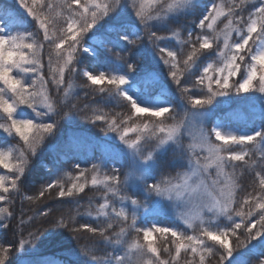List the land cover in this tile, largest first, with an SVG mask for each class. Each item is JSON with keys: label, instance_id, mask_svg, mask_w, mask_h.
Segmentation results:
<instances>
[{"label": "snow or ice", "instance_id": "obj_1", "mask_svg": "<svg viewBox=\"0 0 264 264\" xmlns=\"http://www.w3.org/2000/svg\"><path fill=\"white\" fill-rule=\"evenodd\" d=\"M200 2L59 0L61 10L57 11V4L52 0H19L20 7L31 17V26L0 9V130L7 137L22 142L20 148L0 146V168L6 170L0 173V222L12 216L10 208L3 204L11 203L10 192L20 191V181L29 168L30 157L36 155L39 146L57 127L51 120L58 113L47 90L49 80L59 91L64 86L65 74L75 73L78 53L81 50L96 52L95 47L83 44L85 36L91 32L95 38L103 27V42L113 48H126L143 38L142 28L156 41L166 38L158 35V31H167L180 48L174 50L157 44V49L160 59L169 68L173 83L182 93L189 94L190 89L186 83L181 84V77L185 73L195 75L193 86L206 89L205 94L199 97L189 94L190 108L181 106L182 115L178 119L171 101L161 99L164 89L151 78V73H145L140 78L141 87L134 88L128 73H121L118 68L96 74L85 71L83 75L91 86H114L116 97L127 102L129 114L126 117L117 114L119 123L116 117L109 119L108 114L99 110H94L91 122H102L108 130L118 134L124 145L120 152L128 171L121 179L120 168L113 167L108 174L101 172L102 166L98 163H92L90 169H81L77 163L75 176L65 173L70 182L67 186L57 178L44 186L37 197L26 198L34 201L53 188L58 190L60 198L78 196L89 184L103 189V202L98 204L95 218L97 221L103 218L104 226L84 223L74 226L73 231L98 234L106 245L118 247H113L111 258L104 260L98 258L93 249L85 247L82 252L90 257L88 264H181L182 252L191 257L188 264H208L214 256H219L220 264L225 260L229 264H249L247 254L233 256L234 248L229 239L234 236L239 240L242 228L246 239L237 246L258 241L248 252L259 247L255 264H264V174L255 173L258 192L246 191L237 178L239 164L248 165L249 161L255 164L253 158L257 157L264 165V125L241 131L224 118L206 126L207 113L204 111L217 96L264 94V0L247 10L246 16L245 6L250 0H232L230 6L211 0L210 6L206 5L196 16ZM181 16H196L193 29L184 30L186 39L181 31L171 27ZM221 18H226V23L223 29L217 30ZM45 45L49 50L48 79L43 73ZM127 67L133 70L135 65L128 63ZM193 69L200 74L196 75ZM72 87L69 81L64 88L65 98ZM98 90L106 91L104 87ZM21 106L30 109L34 116L20 110ZM135 118L141 122L137 124ZM129 122L132 126L122 127ZM130 132L136 133L134 138H129ZM248 145H252L254 151ZM169 153L171 160L167 159ZM141 185L145 201L156 196L159 198L157 204L169 201L174 207L183 209L179 214L183 228L179 222L149 226L138 223L137 209L143 204L127 193ZM109 196L119 201V207L110 203ZM41 214L47 215L46 212ZM88 215L93 214L89 212ZM209 216L223 217L227 223L213 224L206 221ZM57 223L68 227L63 217ZM117 223L119 231L109 234ZM7 226L0 223V227ZM129 231L136 233L131 241L126 239ZM154 233L164 239L169 234L172 237L163 248L170 259L161 258ZM31 242L21 239L19 247L23 249ZM10 252V246L0 244V264H7Z\"/></svg>", "mask_w": 264, "mask_h": 264}, {"label": "trees", "instance_id": "obj_2", "mask_svg": "<svg viewBox=\"0 0 264 264\" xmlns=\"http://www.w3.org/2000/svg\"><path fill=\"white\" fill-rule=\"evenodd\" d=\"M52 2L57 4V11L61 10L59 8V0H52ZM210 3L211 0H201L200 8L196 10V16L200 14L206 5L210 6ZM246 6L248 5L246 4ZM2 8L11 12L17 18L18 13L16 10L18 9L16 4L15 7L8 8V5L3 4L0 0V9ZM247 10H250V7L246 8V15ZM196 16H189L187 18L181 16L173 22L171 27L181 31L183 37L186 39L187 34L184 30L191 31L193 29ZM25 23L31 26V17H28V21ZM95 30L93 29V31ZM196 31H199V29H196ZM89 34L85 36L84 40L89 38ZM157 34L166 38L155 41V39L150 38L149 31L147 30L144 40H139L136 44L128 45L126 48H113L111 44L98 41L96 42L98 48L96 54L84 55L81 51L78 53V60L75 65L76 71L75 73L65 74L63 88L57 91L56 87L49 80L47 87L56 103L58 113L53 116L52 120L56 122L57 127L52 135L45 138L43 144L37 149L36 155L30 157L29 168L25 172L24 178L20 181V191L10 192L11 203L3 204V206L9 207L12 212L10 219L0 222L8 225L6 228L0 227V244L11 247L7 264H88L90 257L85 256L82 252V249L85 247L93 249L95 255L101 260L111 258L113 247L118 246L106 245L103 238L98 234L92 235L84 230L73 231L74 226L79 227L84 223L91 224L94 227L104 226L102 222L103 218L100 221H97L95 218L98 204L103 202L104 193L102 188H93L89 184L84 193L64 198H60L57 194L58 190L53 188L45 192L44 197L48 199L45 198L43 203H38L36 200L30 201L26 197H37L44 186L57 178H60L67 186L70 182L65 173L75 176L78 173V169L76 168L77 163L81 169H90L92 163H98L102 166L101 172H107L108 174H111L113 167L120 168L122 173L121 179H123V173L128 171L126 161L120 152L124 148V145L119 140L118 134L108 130L107 125L102 122H91L94 110H99L108 114L109 119L116 117L119 123L120 117L117 114H121L123 117L129 114V108L125 106L127 102L116 97L114 86L107 84L91 86L83 75L85 71L96 74L99 71L109 72L113 68H118L121 73H128L130 83L133 84L134 88L141 87L140 78L145 73H151V78L154 80L160 76L164 85L170 88L167 96L175 104L176 111L181 101H188L189 94L194 93L198 97L205 94L206 89H202L200 86H193L195 75L189 76L185 73L181 77V84L186 83L190 89L189 94L182 93L180 88L173 83L169 75V68L160 59L161 53L157 49V44L174 50H178L180 44L167 31H158ZM184 49L187 51V45L184 46ZM48 51V47L45 45L43 59L45 79L49 78ZM157 58L159 62L155 61ZM128 63H133L135 68L129 70L127 67ZM192 71L196 75L200 74L196 69ZM69 81L72 82L73 87L70 90L69 96L65 98L64 88H67ZM134 82L138 84V87L134 86ZM158 85L160 86V80L158 81ZM99 87H104L106 91L100 92L98 90ZM252 93L241 95L230 93L227 95L230 106L223 111L220 108L224 103V99L220 100V98L224 97L217 96L213 100L215 107L210 105V108L213 106L212 114L217 110L218 113H223V118L228 119V116L232 118L233 105L242 102L244 95L249 96ZM247 108L248 106L243 107V110L241 109L247 119L254 124L264 125V107L261 112L251 111V114L250 109ZM135 122L139 124L141 121L139 118H135ZM125 126H132V122H129L128 125H122V127ZM135 135L136 133L130 132L129 138H134ZM19 143L21 142L18 138L7 137L0 130V146L7 147L11 145L17 147ZM247 147L254 151L252 145H248ZM111 149L115 151L112 153ZM167 159L171 160L170 153ZM253 159L256 160L255 164H252V161H249L248 165L239 164L238 162L237 178L243 189L258 192V180L255 173L260 171L264 174V165L261 164L257 157ZM0 173H6V170L0 168ZM7 174L11 175L10 173ZM88 178L90 180L91 173L88 174ZM127 194L134 196V198H139L141 203L147 206L144 200L145 194L142 185L139 189L129 190ZM109 201L116 207H119L117 199L109 196ZM42 212H46L47 215H42ZM89 212H92L93 215L89 216ZM61 217L68 223V227L58 226L57 222ZM69 217L72 219L69 220ZM236 219L239 218L237 217ZM206 221H210L213 224L227 223V220L223 217L214 218L209 216L206 217ZM138 223L146 226L145 220L141 216H138ZM119 226L118 223L115 224L109 234L119 231ZM189 231L191 232V230ZM154 236L161 252V258L170 259L171 257L163 251V248L172 239L170 234L167 239L160 237L157 233H154ZM134 238H136V233L129 231L126 239L131 241ZM21 239L31 240L32 242L31 244H26L22 249L19 247ZM229 239L234 248V257L247 254L246 258L249 264H255V257L259 254L260 249L257 247L252 253H249L248 249L252 245H258V241L254 240L248 242L246 245L237 246L240 244V241L246 239V233L243 228L239 230V240L234 236H230ZM171 251L174 253V247L171 248ZM190 260V256H186L183 252L181 253V264H188ZM208 264H220L219 256L210 258ZM224 264H229V261L225 260Z\"/></svg>", "mask_w": 264, "mask_h": 264}, {"label": "rangeland", "instance_id": "obj_3", "mask_svg": "<svg viewBox=\"0 0 264 264\" xmlns=\"http://www.w3.org/2000/svg\"><path fill=\"white\" fill-rule=\"evenodd\" d=\"M1 1L3 2V4H7L8 8H13V7H15V4H16L17 9H18V10H16V12L18 13V16H17L18 20H23L24 22L28 21L27 13L25 12V10L22 7H20L19 0H1ZM221 2L224 3L226 6H230L232 0H218L217 3H221ZM13 3H15V4H13ZM258 3H259V0H250V2L247 3L248 6H245V7L246 8L250 7V10H251ZM245 16H246V13H245ZM104 23H105L104 21H101V24H104ZM224 23H226V18H221V20L217 24V30L223 29ZM98 27H99V25H98ZM100 29H102V30L97 32V35L95 38L92 37V33L90 32L91 34H89L90 35L89 38H87L83 41V44L85 46L91 45V46L96 48V52L93 54H96L98 51V48L96 46V42H98V41L103 42L105 40V37L103 35L104 28L101 27ZM140 34L143 37L141 40H144L146 38L145 36L147 35V30L142 28ZM233 39H235V34H233ZM81 53H83L84 55L85 54H92V53H84L82 50H81ZM155 61L159 62V59L157 58ZM167 78H169V76H167ZM156 80L157 81L160 80V87H163V89H164V97H161V99L167 98L175 106L173 101L167 96V93H169L170 88L164 85L160 76H158L156 78ZM134 86L138 87V84L136 82H134ZM37 88H39V84H37ZM47 90H48V87H47ZM48 92L50 94V90H48ZM245 96L247 97L246 99L243 98L242 102H238L235 105H233L232 118H231V116H228V119L231 121L232 127L234 129H239L241 131H247V130H251L252 128H259L262 126V124H254L253 122L248 120L246 115L241 111V109L243 110V107L248 106V108L250 109V114H251V111L261 112L263 107H264V103H263L264 99H261V96H264V94L253 92L252 95H249V96L244 95V97ZM222 97H224V98H220V100L224 99V103L222 104V106L220 108V109H222L221 111H223L225 108L227 109V107L230 106V101L227 98V96H222ZM179 105L180 106L177 109L178 119H179L180 115H182L181 106L190 108L188 101L187 102L181 101ZM213 106L215 107V105H213ZM213 106H211V108H210V106H206L204 109V111L207 113L206 118H205L206 126H211V124L217 122L219 119H224L222 116L223 113L220 114V113H218L217 110L214 111L215 112L214 114H212V109H213L212 107ZM218 107H219V105H218ZM20 110L34 116V114L31 113V110L26 108L25 106H21ZM45 119H47V118H45ZM52 119H53V116L51 117V120ZM20 147H22V142L17 145V148H20ZM113 151H115V150L111 149L112 153H113ZM45 198L48 199L47 197H42V198L36 199V201H38V203H43V200ZM158 199H159L158 197L152 196L146 201L147 206L143 205V207H140L137 209V215L144 218L146 226H149L152 223L167 225L170 223L179 222L180 226L183 228V223L179 221V214L183 211V209L174 207L172 205V203L169 201H161L159 204H157L156 201Z\"/></svg>", "mask_w": 264, "mask_h": 264}]
</instances>
